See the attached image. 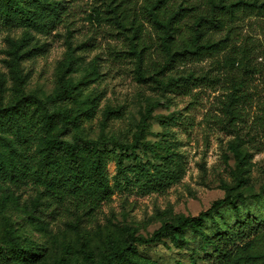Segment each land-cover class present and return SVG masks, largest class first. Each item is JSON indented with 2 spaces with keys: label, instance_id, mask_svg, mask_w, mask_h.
<instances>
[{
  "label": "rangeland",
  "instance_id": "obj_1",
  "mask_svg": "<svg viewBox=\"0 0 264 264\" xmlns=\"http://www.w3.org/2000/svg\"><path fill=\"white\" fill-rule=\"evenodd\" d=\"M46 1L59 11L49 17L44 12L36 22L9 19L0 4V107L11 106L22 96L46 100L59 89L62 75L72 82L88 81L84 89L74 90L76 99L67 107L77 114L92 106L76 129L105 143L104 172L113 194L87 215V222L68 221L72 207L66 203L61 222L42 226L22 204L30 186L0 177V245L21 241L32 246L38 259L28 264H56L62 258L68 264H99L114 247L125 244L129 234L150 237L163 223L206 210L229 189L245 196L262 190L264 7L240 5L233 17L223 15L229 30L206 28V38L212 40L229 32L226 47L202 59L180 52L168 63L163 32L152 24L145 8L156 0ZM169 1L196 6L195 10L209 6V0ZM117 12L127 17L125 26L117 23ZM139 22L140 38L135 39ZM188 24L180 25L179 45L189 35ZM239 48H246L245 58ZM136 50L144 53L143 74L137 71ZM232 51L237 53L235 63L228 62ZM188 71L198 78L187 87L164 88L156 81ZM244 74L245 96L237 117L230 120L225 103L233 81ZM120 108L121 116L109 114ZM236 132L247 152L246 184L241 186H237L238 164L232 149ZM136 135L139 148L120 168L119 149L111 140L134 141ZM237 206L224 204L214 216L219 229L228 233L220 240L228 248L248 239V232L233 228L234 223L248 215L264 223V196L237 200ZM204 228L209 236L219 231L211 221ZM260 245L264 248V241ZM212 250L190 229L177 241L137 243V255L158 264H208Z\"/></svg>",
  "mask_w": 264,
  "mask_h": 264
},
{
  "label": "trees",
  "instance_id": "obj_2",
  "mask_svg": "<svg viewBox=\"0 0 264 264\" xmlns=\"http://www.w3.org/2000/svg\"><path fill=\"white\" fill-rule=\"evenodd\" d=\"M0 4L7 18L21 21L36 22L39 15L44 12H47L49 17L59 11L54 3L46 0H0ZM208 5L203 10H195L196 6H188L184 3L175 5L169 0H156L145 5L152 24L163 32L162 46L169 54L168 63L180 52L202 59L219 47H226L229 32L218 40H212L206 38V28L225 29L227 21L223 15L229 14L233 17L240 5L262 8L264 1L209 0ZM191 10L195 11L189 13ZM113 12L115 13L116 9ZM126 18L116 13L115 19L119 25L125 26ZM183 21L189 23V35L187 39L182 37L183 42L179 45L177 38ZM141 25V22L135 25L133 35L135 39L140 38ZM138 45L137 41L133 43L136 49ZM238 50L243 58L247 56L246 48ZM136 52L138 53L137 71L143 74L144 53L142 50ZM232 53L233 57L228 58L229 63L236 61L237 53L236 51ZM244 72H247L246 68ZM194 78H198L194 71H188L156 81L164 88L187 87ZM87 82L85 80L72 82L62 75L58 79L59 89L46 100L35 96H22L13 105L0 107V177L15 185L22 182L30 186L22 204L32 212L34 220L42 226L61 222L62 207L66 203L68 205L70 203L72 207V217L68 221L72 220L79 224L87 222V215L113 194L112 188L106 182L104 172L105 143L85 137L76 129L84 122L85 116L90 114L92 106L77 114L67 107L68 102L73 103L76 99L74 90L84 89ZM245 87V74L234 80L231 85L232 91L225 103L230 120L237 117V108L245 96ZM34 104L35 106L32 107ZM121 108L111 109L109 114L115 113L121 116L124 114ZM139 137L136 135L134 141L123 140L120 137L111 140L119 149L117 164L120 168L124 160L133 157L134 152L139 148ZM242 143V138L236 132L232 149L238 164L237 186L246 184L244 160L247 152L242 150ZM263 196L264 187L259 193L247 196L241 192L233 193L232 189H229L224 197L212 201L206 210L197 215H181L173 222L163 223L150 237L129 234L126 243L114 247L99 264H158L139 257L137 243H158L166 238L177 241L185 237L187 229L212 245L213 250L206 257L208 264H264V248L260 245L264 241L262 221L248 215L243 221L234 223L233 228L248 232V239L234 248H228L220 241L226 239L228 233L219 229L214 217L224 204L237 208V200L248 201ZM82 209L84 214L79 212ZM206 221H211L217 226L219 231L215 235L209 236L205 231ZM63 222L67 224L66 221ZM37 259L38 252L32 246L22 244L21 241L0 245V264H28L35 263ZM56 264H68V262L62 258Z\"/></svg>",
  "mask_w": 264,
  "mask_h": 264
}]
</instances>
